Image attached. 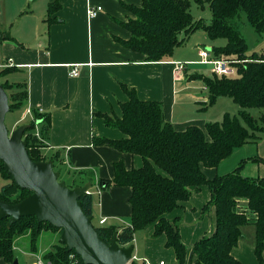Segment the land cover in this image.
Returning <instances> with one entry per match:
<instances>
[{"label": "crops", "instance_id": "crops-1", "mask_svg": "<svg viewBox=\"0 0 264 264\" xmlns=\"http://www.w3.org/2000/svg\"><path fill=\"white\" fill-rule=\"evenodd\" d=\"M49 3L59 6L47 19ZM141 4L142 0H0V35L10 36L9 39H0V64L12 63L9 66L12 70L0 81L22 83L26 95L16 123L34 119L33 109L49 116L46 135L41 137L38 121H35L32 135L42 141L44 155H57L56 167L71 180L79 185L89 180L94 182L90 187L92 222L95 219L96 225L100 226L120 227L128 223L131 188L110 185L99 190L98 180L112 179L116 163H121L127 170L142 165L137 154L93 142L95 138L117 140L126 136L105 122V115L121 116L120 105L128 99L122 85L133 89L141 100L161 102L162 116L175 130H184L189 125L204 129L206 122L200 116L207 110L200 109L207 101L206 88L194 75L208 74L188 69L187 62L181 63L172 55L158 61L146 60L144 54L122 43L130 37L123 24L133 17L129 7ZM89 5L102 8L92 19L87 15ZM262 43L261 48L264 39ZM196 50L200 56L203 49L198 47ZM74 66L78 75L70 76L69 71ZM220 100L227 105L233 103L227 96L216 99ZM16 123L15 126L19 125ZM248 144L235 148L216 167L203 168L206 178L232 171L243 159L254 156L264 159V134L256 145ZM251 163L241 167V174L251 178L264 176V162ZM209 199L207 185L199 189L192 187L186 201L164 214L166 219L178 221L180 237L186 247L184 264L194 261L191 253L194 242L215 228V208L204 207ZM239 203L245 208V199ZM101 219H105L102 224L99 223ZM153 230L154 224L151 223L135 232L130 262L176 264L173 249L165 246V236L155 237ZM43 231L51 232L55 238L58 235L59 242L58 232ZM242 232L243 236L231 249V255L242 264H264V251L262 261L255 255L254 226L247 224ZM24 237L27 244L21 245L19 242ZM57 242H50L42 251L37 245V250L32 251L25 234L15 240L13 252L19 250L15 254L18 264H35L37 258H42V254ZM0 264L12 263L0 257Z\"/></svg>", "mask_w": 264, "mask_h": 264}, {"label": "trees", "instance_id": "trees-1", "mask_svg": "<svg viewBox=\"0 0 264 264\" xmlns=\"http://www.w3.org/2000/svg\"><path fill=\"white\" fill-rule=\"evenodd\" d=\"M191 2L200 8L208 6L209 22L203 18L194 19ZM49 3L47 19L58 7ZM133 17L124 22L130 37L122 43L132 50L145 55L146 60L158 61L171 56L175 47L183 44L186 37L196 29H203L210 39L223 38V45L212 46L209 50L213 58L234 56L238 60L235 77L194 75L203 81L207 101L201 105L206 110L219 96L230 97L239 106L237 114L226 112L220 122H207L204 129L189 125L184 130H175L162 116L161 102L141 100L133 89L122 85L128 99L121 103V116L105 115L106 124L118 128L126 136L117 140L95 138L94 143L108 144L120 151L137 154L142 159L139 168L125 169L121 163L114 165L112 179L98 180L99 190L110 185H126L131 188L129 203L131 214L127 224L117 226L94 225L97 233L107 242L116 233V242L121 247L132 245L136 231L153 223V236L164 235L165 246L172 248L176 264H184L186 247L181 240L176 220H168L164 214L178 208L180 202L191 195V188L199 189L207 185L210 199L205 209L215 208V228L196 240L191 253V264H242L231 255V249L242 238V228L254 226L253 246L255 255L262 261L264 251V176L251 178L240 172L247 160L264 159L251 157L240 161L230 172L207 179L203 168L216 167L233 150L246 143L258 142L264 134V47L261 52L247 53L245 38L236 26L235 18L243 11L255 32L264 35V0H142L138 7L130 6ZM2 33L0 39H9ZM12 70L0 69V79ZM8 95L9 111L19 108L25 95L22 83L0 81ZM15 87V88H14ZM250 108L258 109V116L251 114ZM34 119L24 131L23 139L33 160H51L54 170L57 155L42 153L43 143L32 135L35 121L40 123V134L44 137L49 128V116L32 110ZM20 125V124H19ZM18 126V125H17ZM0 175L7 181L0 187V199L16 203L30 191L19 187L4 169L0 159ZM63 181V180H62ZM91 185L94 182L89 180ZM79 185L74 179L68 187ZM246 200V206L240 200ZM83 212L92 219V195L79 197ZM8 218L0 220V257L13 263L15 240L27 234L32 251L37 250V241L43 230L61 229L48 222L37 223L34 216H25L7 227ZM77 264H84L73 251H67L62 242L54 244L42 254V258L52 264H69L71 257ZM130 264H136L133 261Z\"/></svg>", "mask_w": 264, "mask_h": 264}, {"label": "water", "instance_id": "water-1", "mask_svg": "<svg viewBox=\"0 0 264 264\" xmlns=\"http://www.w3.org/2000/svg\"><path fill=\"white\" fill-rule=\"evenodd\" d=\"M9 111L8 95L0 83V159L13 181L30 193L16 203L0 199V220L8 218L7 227L21 217L34 216L37 223L48 222L61 229L59 240L73 250L84 264H128L132 259V245L121 247L116 233L105 241L87 216L79 197L87 194L91 183L72 188L59 180L51 160H33L27 151L23 133L29 124L18 125L9 133L5 115ZM12 264H18L17 258Z\"/></svg>", "mask_w": 264, "mask_h": 264}, {"label": "rangeland", "instance_id": "rangeland-1", "mask_svg": "<svg viewBox=\"0 0 264 264\" xmlns=\"http://www.w3.org/2000/svg\"><path fill=\"white\" fill-rule=\"evenodd\" d=\"M190 12H191V14L195 20L198 18H203L205 22H209L210 17H211L210 11H209L208 6L206 4L203 8H200L195 2H191ZM235 23H236L237 28L239 29V31L241 32V34L245 38V41L247 44V53L250 54L252 52H256V53L261 52V50H262L261 47L263 46L262 42L264 39V35H260L259 33L255 32V30L253 29L251 24L247 21L246 15L243 11H241L239 13V16L235 18ZM224 43H225V40L223 38L210 39L203 29H196L195 31L191 32L186 37L183 44L175 47V49L173 50V53H172V58L179 59L181 63H183L182 61L187 62L188 64L186 63L187 64L186 67L190 70L194 69V70L198 71L199 73H205V74H208L209 77H212L213 74L214 75H216V74L210 71L208 65H205V64L198 62L201 60V56H199L197 54L196 49H198V47H199V48H201L203 50H207L209 52V50L212 46H216V45H220V44L223 45ZM220 57H222V56H220ZM224 57H226V56H224ZM231 57H234V56H231ZM186 60H196V61L191 62V61H186ZM237 63H239V62L234 63V65L236 67H237ZM194 82H196V81H194ZM228 106H230V107H228ZM22 111H23V107H19V108H14L13 110L8 111L6 113L5 124H6V127L9 131V133H11V131L15 130V128L17 127V126H15V123L19 119ZM226 112H228L229 114H237L238 108H237L236 104L234 102L233 103L228 102V105H227L225 102H223V100H220V102L215 101L211 106H209L207 108V110L204 113H200V116H202L206 119L205 123H207V122H220L223 118V115ZM250 112L253 116H255V117L258 116V109L257 108H250ZM28 122H29V119H25V120H23L19 123H16V124H25V123L28 124ZM205 123H204V125H205ZM23 136H24V134H23ZM257 143L258 142H250L248 145H256ZM254 157H257V156H254ZM257 158H260V157H257ZM251 162H258V160H250V162H249V160H247L243 163V166H244V164L246 165L247 163L249 165H252ZM260 162H262V161H260ZM61 178L66 183V185H70L71 179L63 170L61 171ZM6 182L7 181L0 175V187ZM92 223L94 225H96L97 222L95 219H93ZM52 231H54V230H52ZM55 232H57V231H55ZM57 240H58V235H57V238H55V236H53L51 232L42 231V233L39 236L37 245H38L39 250L42 251L43 248L49 247L50 242L54 243L55 241L57 242ZM27 241H28L27 238L24 237L19 243L21 245H26ZM17 253H19V250L16 249L15 254H17ZM71 256L72 255H70V257ZM75 258L76 257H73V259H75ZM45 261H47V260H45Z\"/></svg>", "mask_w": 264, "mask_h": 264}, {"label": "built area", "instance_id": "built-area-1", "mask_svg": "<svg viewBox=\"0 0 264 264\" xmlns=\"http://www.w3.org/2000/svg\"><path fill=\"white\" fill-rule=\"evenodd\" d=\"M101 6H91L89 5L87 7V15L89 19L94 18L97 13L101 10ZM201 60L200 63L208 65L211 72L215 73L218 76H227V77H234L237 75V67L234 65L235 62H238L237 59L231 56H222L219 58H213L211 54L207 50L200 51ZM12 66L11 61L1 63L0 68L2 67H9ZM181 68L183 67L182 64L179 65ZM70 76H77L78 71L76 67L74 66L69 71ZM87 193H90V189L87 190ZM105 221V219H101L99 221L100 224H102ZM35 264H52L49 261H45L42 258H37ZM69 264H77V261L71 257V261ZM144 264H149L147 261H145ZM158 264H164V261H159Z\"/></svg>", "mask_w": 264, "mask_h": 264}]
</instances>
